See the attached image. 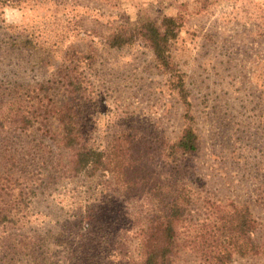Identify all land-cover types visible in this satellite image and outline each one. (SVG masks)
I'll return each instance as SVG.
<instances>
[{
  "label": "rangeland",
  "instance_id": "obj_1",
  "mask_svg": "<svg viewBox=\"0 0 264 264\" xmlns=\"http://www.w3.org/2000/svg\"><path fill=\"white\" fill-rule=\"evenodd\" d=\"M163 16L180 23L169 55L187 92L197 136L196 152L178 159L176 178L190 198L178 232L185 238L216 229L233 203L248 207L259 236L264 231V0H19L4 5L0 14V80L49 82L66 70L82 84L83 134L89 143L103 146L129 134L139 151H146L142 163L148 172V143L154 137L176 139L183 107L169 87L170 77L143 43L119 49L106 43L125 23H158ZM52 99L61 103L57 93ZM49 119L50 132L57 133L54 118ZM8 137L9 147L6 143L4 152L0 146V153L14 159L8 170L19 179L10 185L18 205L0 224V264H134L148 192L123 191L103 178L43 190L35 181L24 208L17 196L20 179L25 184L24 177L49 171L58 150L36 134ZM196 256L180 249L175 264H203Z\"/></svg>",
  "mask_w": 264,
  "mask_h": 264
},
{
  "label": "trees",
  "instance_id": "obj_2",
  "mask_svg": "<svg viewBox=\"0 0 264 264\" xmlns=\"http://www.w3.org/2000/svg\"><path fill=\"white\" fill-rule=\"evenodd\" d=\"M19 0H0V14L4 5ZM180 23L170 17H161L158 23L148 19L133 25L126 23L113 31L108 40L109 48L119 49L137 41L151 52L156 65L170 77L172 91L182 107L183 126L172 142L148 143V172L135 140L129 134L112 137L103 146L91 145L83 134L84 104L81 81L75 76L59 71V79L25 84L19 79L0 80V146L6 150L10 133L27 137L36 134L47 139L58 150L49 165V171L20 179V204L26 208L28 195L35 193L33 182L45 189L47 185L70 184L79 179L103 178L109 184L131 192H148V216L136 236L134 264H175L180 249L189 248L203 264H231L235 259H248L253 264H264V231L255 235L256 222L248 207L233 203L222 212L219 226L193 235L181 237L179 227L185 222L190 198L187 187L176 176L178 159L197 150V136L192 127L190 104L183 81L174 72L169 47L175 40ZM59 80H61L59 82ZM59 84V86H55ZM55 86V87H54ZM57 93L61 103L53 102ZM49 118H54L57 133L50 132ZM7 143V146L5 145ZM6 146V147H5ZM62 151L63 156L60 154ZM1 152V151H0ZM0 153V224L9 210H16L18 201L11 195L10 185L19 179L8 170L10 158ZM48 188V187H47ZM146 188V189H145ZM7 208V209H6Z\"/></svg>",
  "mask_w": 264,
  "mask_h": 264
}]
</instances>
